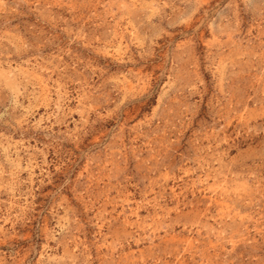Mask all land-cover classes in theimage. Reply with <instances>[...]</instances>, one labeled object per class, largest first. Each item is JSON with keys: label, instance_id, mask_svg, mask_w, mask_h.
Segmentation results:
<instances>
[{"label": "rangeland", "instance_id": "rangeland-1", "mask_svg": "<svg viewBox=\"0 0 264 264\" xmlns=\"http://www.w3.org/2000/svg\"><path fill=\"white\" fill-rule=\"evenodd\" d=\"M0 264H264V0H0Z\"/></svg>", "mask_w": 264, "mask_h": 264}]
</instances>
